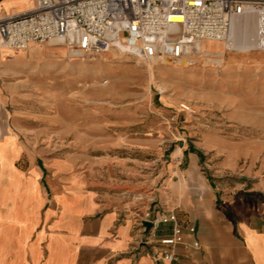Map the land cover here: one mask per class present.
<instances>
[{
  "label": "rangeland",
  "instance_id": "obj_1",
  "mask_svg": "<svg viewBox=\"0 0 264 264\" xmlns=\"http://www.w3.org/2000/svg\"><path fill=\"white\" fill-rule=\"evenodd\" d=\"M263 17L251 18L249 45L264 39ZM201 49L190 64L142 62L115 48L83 58L48 42L3 49L0 138L14 134L41 162H76L87 190L139 220L181 194L259 215L264 48Z\"/></svg>",
  "mask_w": 264,
  "mask_h": 264
},
{
  "label": "crops",
  "instance_id": "obj_2",
  "mask_svg": "<svg viewBox=\"0 0 264 264\" xmlns=\"http://www.w3.org/2000/svg\"><path fill=\"white\" fill-rule=\"evenodd\" d=\"M34 6L35 0H0V18ZM17 141L12 133L0 138V264H156L153 252L162 246L146 219L87 190L76 162H41ZM174 197L179 203L160 211H175L181 224L196 227L200 247L177 248L188 264H264V212L233 216L225 202L208 209L200 198ZM171 231V223L161 225L157 237Z\"/></svg>",
  "mask_w": 264,
  "mask_h": 264
},
{
  "label": "built area",
  "instance_id": "obj_3",
  "mask_svg": "<svg viewBox=\"0 0 264 264\" xmlns=\"http://www.w3.org/2000/svg\"><path fill=\"white\" fill-rule=\"evenodd\" d=\"M259 12L264 0H35L31 10L0 18V51L56 39L83 58L115 48L147 63H191L204 41L232 50L234 22ZM181 107L192 111L186 102ZM146 217L162 246L153 252L156 264H188L177 248L200 247L196 227L181 224L175 211L148 210ZM170 223L171 233L157 237Z\"/></svg>",
  "mask_w": 264,
  "mask_h": 264
},
{
  "label": "bare ground",
  "instance_id": "obj_4",
  "mask_svg": "<svg viewBox=\"0 0 264 264\" xmlns=\"http://www.w3.org/2000/svg\"><path fill=\"white\" fill-rule=\"evenodd\" d=\"M255 15H264V12H259V13H254L252 15H250V17H246V19H244V21H240V20H236L234 22V31H233V39H232V44L230 46H232V49H235V50H238V51H244V50H240V49H250V48H264V39H261L260 41L256 42L255 40V43H253V45H249V40L248 37H249V34H248V31L250 29H248L250 26L249 23H250V20L253 16ZM253 19V18H252ZM263 20H264V17L261 18V20H259V23H263ZM253 21V20H252ZM255 23V22H254ZM252 25V24H251ZM253 27L256 28L255 24H253ZM253 29V28H252ZM251 29V30H252ZM254 31V29H253ZM254 34V32H253ZM259 35V34H258ZM247 38V39H246ZM244 39H246V41H243ZM242 40V41H241ZM205 42V41H204ZM209 42H215V43H221L225 46L226 48V45L223 43V42H217V41H209ZM240 42V43H239ZM57 43H61L59 40H56V39H53L51 40L48 44L50 45H55ZM249 51V50H248ZM73 54V52H72ZM76 53L73 54V56L75 55ZM77 55V54H76ZM221 56H222V52H221ZM216 60V59H215ZM182 62H186L185 60L184 61H180L179 63H182ZM216 62L219 64V65H222L223 64V59H219V60H216ZM190 64V63H188Z\"/></svg>",
  "mask_w": 264,
  "mask_h": 264
},
{
  "label": "water",
  "instance_id": "obj_5",
  "mask_svg": "<svg viewBox=\"0 0 264 264\" xmlns=\"http://www.w3.org/2000/svg\"><path fill=\"white\" fill-rule=\"evenodd\" d=\"M143 225L147 228V230L151 227V223L149 221H144Z\"/></svg>",
  "mask_w": 264,
  "mask_h": 264
}]
</instances>
